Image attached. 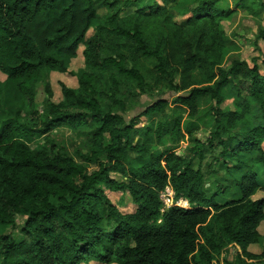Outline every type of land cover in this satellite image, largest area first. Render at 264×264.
Returning a JSON list of instances; mask_svg holds the SVG:
<instances>
[{
    "label": "trees",
    "instance_id": "16d2710c",
    "mask_svg": "<svg viewBox=\"0 0 264 264\" xmlns=\"http://www.w3.org/2000/svg\"><path fill=\"white\" fill-rule=\"evenodd\" d=\"M222 1L0 0L1 264H213L232 247L238 264L264 262V199H254L264 192V52L220 69L234 13ZM255 40L264 45V30ZM80 46L85 69L70 74ZM50 73L77 81L58 103ZM137 96L149 103L126 122ZM228 96L233 111L220 108ZM57 129L75 136L84 164L52 139ZM166 137L187 138L185 154L157 152ZM167 188L187 208H165ZM233 189L237 199L219 202ZM106 192L129 194L135 211L120 213Z\"/></svg>",
    "mask_w": 264,
    "mask_h": 264
},
{
    "label": "rangeland",
    "instance_id": "374dc122",
    "mask_svg": "<svg viewBox=\"0 0 264 264\" xmlns=\"http://www.w3.org/2000/svg\"><path fill=\"white\" fill-rule=\"evenodd\" d=\"M264 5V0H225L220 3L221 7H229L231 10H233V17L232 19L227 22L222 23V27L224 31L226 32L228 38H227V46H226V55L224 58L223 64L220 66L221 70H228L230 66L232 65L233 61L238 59L239 61H244L250 66H252V60L254 58H259L260 54L264 52V45L262 42H257L255 39L258 36V34L264 30V8L262 6ZM131 11L127 10L124 14H129ZM173 15V19L180 23L181 20L179 16H176L173 12H171ZM94 34L93 28L89 29L88 32L85 35V39L87 40ZM84 50V46H80L76 57L71 59L68 63V72L70 74H74L80 71H83L85 69L84 60L82 57V51ZM260 64V61L258 62ZM260 68L263 70V66L259 65ZM69 73L66 74H59V73H50L48 75V84L50 86V89H52L53 92V98L52 100L54 103H58L61 100V87L62 85L75 89L77 88V81L76 78L72 75H69ZM4 76L0 74V83L3 82ZM41 89V88H40ZM182 94V93H181ZM41 96H43V93L41 92ZM165 99L167 100L169 104V108L165 110V116H169L171 114V109L174 108L175 104L173 103V99L175 96L172 94H166ZM135 100V104L133 106L128 107L127 112L123 114L124 119L126 122H128L130 119L136 117L139 113L143 112L145 107H147V104L149 101L144 96H137L133 98ZM200 110H205L208 105H205L204 101H200L199 103ZM221 109L225 111H233L234 105H233V98L228 96L224 103L220 107ZM175 117H180L182 120L186 119V114L183 111H176ZM163 116L161 114H153L150 118L151 120L157 122L160 120ZM201 118V117H200ZM140 126H147L149 124L148 120H146L145 117H142L140 119ZM201 131L196 135L197 139H203L210 131V127L208 126V123L206 122V119L201 118L200 122ZM52 139L57 142L63 143L64 146L67 147L68 152L74 157V159L81 164L83 163L82 158L80 157V154L75 152L74 147L72 145V141L75 142V136L71 134L66 129H57L55 131L51 132ZM136 139V138H135ZM153 140L155 138L153 137ZM189 146V142L187 138L176 144L172 145L169 141V138L166 137L161 145H154V148L157 152H162L165 149L174 148L175 151L179 154H185L186 148ZM262 148L264 150V144L262 145ZM191 155L188 157L190 158ZM205 162V161H204ZM197 165V160H195L194 167ZM88 172L94 170V166L89 165L87 167ZM114 178L120 179L119 175H112ZM221 178L218 179L220 183H225L226 186L231 184V181H228L225 179V175L221 174ZM215 179H211L210 183H207L205 185L206 190L213 191L215 189V186H213ZM228 188V187H227ZM169 189V191H167ZM164 193L166 194L165 197V204L173 206H179L181 208H187L186 202L182 200L174 201L173 199V192L170 188H167ZM221 192L219 196L222 197L221 203L229 202L231 200L237 199L236 197V191L233 189L231 192ZM108 199L111 201L113 205L117 206V209L122 214H130L135 211V206L131 202V198L129 194L127 193H111L106 192L105 193ZM171 196V197H170ZM254 199H264V192H259ZM165 208L166 205H164ZM172 207V206H171ZM18 229L14 231L13 236L16 239L17 242H20L23 240V235L21 234V225H22V219H18L16 221ZM259 233L261 235H264V223L261 224L259 228ZM248 251L250 253L256 254L259 253L260 249L258 246H251L248 248ZM239 248L238 247H232L229 250V253L223 254L218 261L214 262L213 264H224V260H226L228 263L231 262L232 264H238L236 260L239 258ZM96 264H99L95 262ZM1 264V263H0ZM250 264H264V262H251Z\"/></svg>",
    "mask_w": 264,
    "mask_h": 264
},
{
    "label": "built area",
    "instance_id": "2783aa9c",
    "mask_svg": "<svg viewBox=\"0 0 264 264\" xmlns=\"http://www.w3.org/2000/svg\"><path fill=\"white\" fill-rule=\"evenodd\" d=\"M165 191H166V190H165ZM167 191H169V189H167ZM166 194H167V193L162 194V195L160 196V198H161L163 204L166 205V207L169 208V207L173 206V204H172V203H171V205H167V204H165V201H164V200H165ZM170 197H171V196H170Z\"/></svg>",
    "mask_w": 264,
    "mask_h": 264
},
{
    "label": "crops",
    "instance_id": "0c3cea01",
    "mask_svg": "<svg viewBox=\"0 0 264 264\" xmlns=\"http://www.w3.org/2000/svg\"><path fill=\"white\" fill-rule=\"evenodd\" d=\"M89 264H96L95 262H91V263H89Z\"/></svg>",
    "mask_w": 264,
    "mask_h": 264
}]
</instances>
